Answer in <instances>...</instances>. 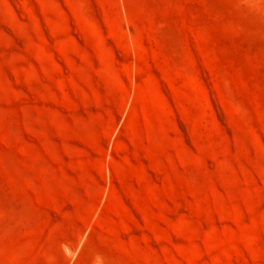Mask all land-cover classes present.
Returning a JSON list of instances; mask_svg holds the SVG:
<instances>
[{
  "label": "rangeland",
  "instance_id": "1",
  "mask_svg": "<svg viewBox=\"0 0 264 264\" xmlns=\"http://www.w3.org/2000/svg\"><path fill=\"white\" fill-rule=\"evenodd\" d=\"M0 264H264V0H0Z\"/></svg>",
  "mask_w": 264,
  "mask_h": 264
}]
</instances>
